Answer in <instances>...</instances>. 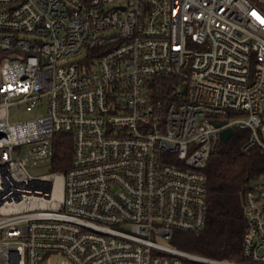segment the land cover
Returning <instances> with one entry per match:
<instances>
[{
  "label": "built area",
  "instance_id": "built-area-1",
  "mask_svg": "<svg viewBox=\"0 0 264 264\" xmlns=\"http://www.w3.org/2000/svg\"><path fill=\"white\" fill-rule=\"evenodd\" d=\"M0 53V264H264V176L240 260L160 241L205 227L221 130L264 151V0H0Z\"/></svg>",
  "mask_w": 264,
  "mask_h": 264
},
{
  "label": "trees",
  "instance_id": "trees-1",
  "mask_svg": "<svg viewBox=\"0 0 264 264\" xmlns=\"http://www.w3.org/2000/svg\"><path fill=\"white\" fill-rule=\"evenodd\" d=\"M249 131L237 129L230 140L220 142L211 153L203 171L207 175L209 209L206 225L199 235L179 232L173 245L197 254L228 260H240L244 238L242 197L250 179L264 176V151L261 146L243 148ZM54 171L71 166L74 140L56 133Z\"/></svg>",
  "mask_w": 264,
  "mask_h": 264
},
{
  "label": "rangeland",
  "instance_id": "rangeland-1",
  "mask_svg": "<svg viewBox=\"0 0 264 264\" xmlns=\"http://www.w3.org/2000/svg\"><path fill=\"white\" fill-rule=\"evenodd\" d=\"M3 54L0 53V78H1V65L3 62ZM1 100V98H0ZM37 115V111L36 110H28L26 108L25 104H16L14 106H12L11 110H10V119L11 121H21L27 118H31L33 116ZM28 171L30 173H32L33 175H43V174H48L53 172V168H52V164L50 163H41L39 165H29L28 166ZM195 235H199V234H195ZM161 242L165 243V244H170L173 245L172 242L164 240V239H160ZM63 260V256L59 255V254H55L53 256H50L49 259H47L44 264H58Z\"/></svg>",
  "mask_w": 264,
  "mask_h": 264
},
{
  "label": "water",
  "instance_id": "water-1",
  "mask_svg": "<svg viewBox=\"0 0 264 264\" xmlns=\"http://www.w3.org/2000/svg\"><path fill=\"white\" fill-rule=\"evenodd\" d=\"M224 123H225V120H223L221 122H216V125L221 126ZM233 134H234V128H232V127L225 128V129L221 130V132H220V139L222 142H227L228 140H230V138L232 137Z\"/></svg>",
  "mask_w": 264,
  "mask_h": 264
}]
</instances>
